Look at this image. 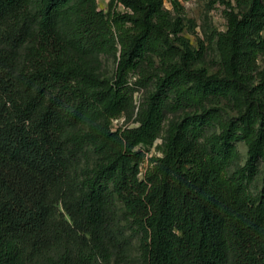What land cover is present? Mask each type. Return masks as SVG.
Returning a JSON list of instances; mask_svg holds the SVG:
<instances>
[{"label": "trees", "instance_id": "obj_1", "mask_svg": "<svg viewBox=\"0 0 264 264\" xmlns=\"http://www.w3.org/2000/svg\"><path fill=\"white\" fill-rule=\"evenodd\" d=\"M237 5L210 73L182 6L0 0V264H128L135 236L137 264H264V0Z\"/></svg>", "mask_w": 264, "mask_h": 264}, {"label": "rangeland", "instance_id": "obj_2", "mask_svg": "<svg viewBox=\"0 0 264 264\" xmlns=\"http://www.w3.org/2000/svg\"><path fill=\"white\" fill-rule=\"evenodd\" d=\"M224 1V3H222ZM215 6H210V0H198L197 4L191 1L184 9L185 30L183 37L189 41L194 50H199L201 45L204 46V60L199 63L198 67H205L210 73H215L219 68L220 57L216 48L215 42L210 43V38L215 32H222L226 29V12L234 11L236 13L242 12L244 9L237 5V0H222ZM192 3L194 5H192ZM109 0H98L99 10L106 11L108 9ZM192 5V6H191ZM104 68L102 75L105 77H112L115 62L113 59H104ZM260 65L264 68V57L260 58ZM152 91V90H151ZM147 96L146 91H139L136 93V102L140 103ZM224 113L227 116H235L234 112L226 105L223 106ZM124 119L115 122L116 126L123 125ZM161 141H158L160 145ZM240 152L242 155V164L247 159V149L245 145L240 144ZM159 155L158 151L152 149L147 153V162L144 164L142 171L145 172L149 164V159ZM263 176L257 177L256 181L251 185V191L254 194H259L263 190ZM122 208V205H120ZM139 238L135 236L133 240L132 256L128 264H137L139 261Z\"/></svg>", "mask_w": 264, "mask_h": 264}, {"label": "built area", "instance_id": "obj_3", "mask_svg": "<svg viewBox=\"0 0 264 264\" xmlns=\"http://www.w3.org/2000/svg\"><path fill=\"white\" fill-rule=\"evenodd\" d=\"M162 1H163V8L173 13L175 11L176 6H182L185 9V7L188 6V4L191 1H193L194 4H197L198 0H162ZM194 4L192 3V5Z\"/></svg>", "mask_w": 264, "mask_h": 264}]
</instances>
